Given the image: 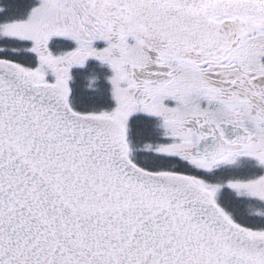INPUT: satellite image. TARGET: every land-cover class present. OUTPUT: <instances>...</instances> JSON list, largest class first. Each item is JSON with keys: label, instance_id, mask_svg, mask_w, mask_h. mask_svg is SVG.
<instances>
[{"label": "snow or ice", "instance_id": "obj_1", "mask_svg": "<svg viewBox=\"0 0 264 264\" xmlns=\"http://www.w3.org/2000/svg\"><path fill=\"white\" fill-rule=\"evenodd\" d=\"M0 264H264V0H0Z\"/></svg>", "mask_w": 264, "mask_h": 264}, {"label": "trees", "instance_id": "obj_2", "mask_svg": "<svg viewBox=\"0 0 264 264\" xmlns=\"http://www.w3.org/2000/svg\"><path fill=\"white\" fill-rule=\"evenodd\" d=\"M4 2H5V3H9V2H15V0H4ZM12 8H13V9H15V7H14V6H13ZM12 8H10V9H12ZM10 12H12V11H10Z\"/></svg>", "mask_w": 264, "mask_h": 264}, {"label": "rangeland", "instance_id": "obj_3", "mask_svg": "<svg viewBox=\"0 0 264 264\" xmlns=\"http://www.w3.org/2000/svg\"><path fill=\"white\" fill-rule=\"evenodd\" d=\"M3 2H4V0H3ZM10 11H12V12H13V8H12V9H10Z\"/></svg>", "mask_w": 264, "mask_h": 264}, {"label": "flooded vegetation", "instance_id": "obj_4", "mask_svg": "<svg viewBox=\"0 0 264 264\" xmlns=\"http://www.w3.org/2000/svg\"><path fill=\"white\" fill-rule=\"evenodd\" d=\"M13 11H15V9H13Z\"/></svg>", "mask_w": 264, "mask_h": 264}]
</instances>
